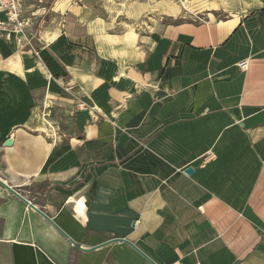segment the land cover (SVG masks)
Masks as SVG:
<instances>
[{"label": "crops", "instance_id": "0c3cea01", "mask_svg": "<svg viewBox=\"0 0 264 264\" xmlns=\"http://www.w3.org/2000/svg\"><path fill=\"white\" fill-rule=\"evenodd\" d=\"M43 1L25 34L72 127L65 143L32 127L40 79L0 39V178L83 248L120 237L155 264H264V0L167 25L142 52L98 31L89 0H54L57 27H35ZM0 264L150 263L122 241L76 249L0 186Z\"/></svg>", "mask_w": 264, "mask_h": 264}, {"label": "rangeland", "instance_id": "374dc122", "mask_svg": "<svg viewBox=\"0 0 264 264\" xmlns=\"http://www.w3.org/2000/svg\"><path fill=\"white\" fill-rule=\"evenodd\" d=\"M45 1V0H44ZM41 5V11L44 12L45 16L42 17V22L37 23L35 27L39 24V27L42 30H47L49 23L53 20L51 26H56L63 14L62 12H54L51 10L54 0L51 2H44ZM76 1V2H75ZM90 5L88 6L90 15L96 17V19L101 20V25L104 29L98 30L105 34L114 35L118 42L114 43V46L120 47L122 45L123 36L128 38L129 44L133 45V49L136 52H142L143 50H148L150 45L148 44L149 36H152L155 31L160 30L167 25L175 23L177 21L185 20H198L206 18L207 14L210 17L215 19L223 20L234 10L233 4L235 0H206L215 3L217 7V12L211 10L209 12L199 13L189 12L185 9H182L181 13L178 11H173V8L183 3V0H89ZM182 1V3H180ZM65 2V0H64ZM72 2V4H71ZM70 2L72 5L71 10L78 6H82V2H77L73 0ZM75 3V4H73ZM93 8V9H92ZM169 10V11H168ZM174 13L171 16V12ZM75 12V11H74ZM177 13V14H176ZM208 16V17H209ZM45 17V18H44ZM174 17V18H172ZM51 18H54L51 20ZM97 24V23H96ZM100 24V22H98ZM112 25L110 27V25ZM130 28L133 30L129 34ZM150 43V42H149ZM1 49L3 45L0 44ZM31 50L29 47L24 48L20 56L23 59H26L25 65L27 67H32L33 72L31 77H36L40 79V85L37 90V103L34 109V115L32 118L31 125L39 133L46 135L51 141L58 143H65L68 138L71 122L70 115L66 111L65 107L58 102V98L51 91L50 82L52 78L47 72V76L41 73V70H38L39 65H41L38 55H35V47H32ZM28 50H31V53H26ZM18 55V54H17ZM41 128V129H40Z\"/></svg>", "mask_w": 264, "mask_h": 264}, {"label": "built area", "instance_id": "2783aa9c", "mask_svg": "<svg viewBox=\"0 0 264 264\" xmlns=\"http://www.w3.org/2000/svg\"><path fill=\"white\" fill-rule=\"evenodd\" d=\"M31 2L41 3L42 0H0V39L5 42L15 40L20 51L27 47L33 50L31 37L25 34V30L33 23L30 17L24 15L26 5ZM31 50L28 51L31 53ZM247 66V60L239 61L240 70H245Z\"/></svg>", "mask_w": 264, "mask_h": 264}, {"label": "water", "instance_id": "95a60500", "mask_svg": "<svg viewBox=\"0 0 264 264\" xmlns=\"http://www.w3.org/2000/svg\"><path fill=\"white\" fill-rule=\"evenodd\" d=\"M3 144H4V146L9 147V146H11L12 142L10 141V139H6ZM184 174H187V175L193 174L192 167L185 168ZM0 186L2 188H4L8 193H10L13 197H16L17 199H19L28 208L32 209L35 213H38L42 218H44L50 224L51 227H53L57 232H59L76 249H78L80 251L93 250V249H96L98 247H101V245L113 243V242H116V241H122V242L128 244L129 246H131L132 248H134L150 264H155L146 254L141 253L134 246V244L131 241L129 242L128 240L120 238V237L111 238V239L101 243V245H98V246H95V247H87V248L81 247L75 241H72L60 227H57L56 224L46 215V213H44V212L40 211L38 208H36L29 200L25 199L17 190H15L11 186L7 185L6 182L3 181L1 178H0Z\"/></svg>", "mask_w": 264, "mask_h": 264}, {"label": "bare ground", "instance_id": "6f19581e", "mask_svg": "<svg viewBox=\"0 0 264 264\" xmlns=\"http://www.w3.org/2000/svg\"><path fill=\"white\" fill-rule=\"evenodd\" d=\"M188 2V0H183V3H187ZM213 5H215V4H213ZM208 7V6H207ZM171 8H173V11H175V12H177L178 11V8L175 6V7H171ZM213 8V7H212ZM169 11V10H168ZM171 12V11H170ZM177 14V13H176ZM174 15V13L173 12H171V16H173ZM133 32V30L130 28V30H129V34H131ZM51 37V36H50ZM45 39H49V36L48 35H45ZM127 54V53H126ZM126 57V56H125ZM14 58V57H13ZM19 60L17 59V61H15L14 59H10L8 62H7V64H6V66L10 69V68H12V69H17V70H20V66H19V62H18ZM123 76V75H122ZM41 129V128H40Z\"/></svg>", "mask_w": 264, "mask_h": 264}]
</instances>
